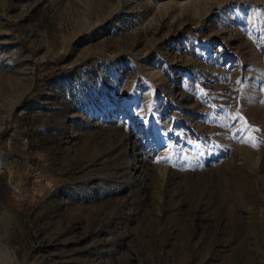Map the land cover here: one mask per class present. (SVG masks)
I'll list each match as a JSON object with an SVG mask.
<instances>
[{"label":"rangeland","instance_id":"1","mask_svg":"<svg viewBox=\"0 0 264 264\" xmlns=\"http://www.w3.org/2000/svg\"><path fill=\"white\" fill-rule=\"evenodd\" d=\"M0 264H264V0H0Z\"/></svg>","mask_w":264,"mask_h":264},{"label":"snow or ice","instance_id":"2","mask_svg":"<svg viewBox=\"0 0 264 264\" xmlns=\"http://www.w3.org/2000/svg\"><path fill=\"white\" fill-rule=\"evenodd\" d=\"M257 145L256 144H253V147H256Z\"/></svg>","mask_w":264,"mask_h":264}]
</instances>
